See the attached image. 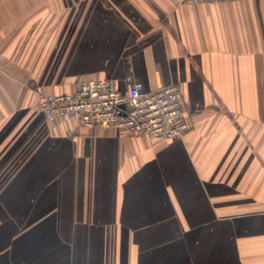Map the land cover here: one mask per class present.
Instances as JSON below:
<instances>
[{
	"label": "crops",
	"instance_id": "0c3cea01",
	"mask_svg": "<svg viewBox=\"0 0 264 264\" xmlns=\"http://www.w3.org/2000/svg\"><path fill=\"white\" fill-rule=\"evenodd\" d=\"M89 1L0 0V178L21 180L0 209L41 212L0 259L264 264V0H95L90 23ZM103 78L177 84L189 130L50 121L27 86Z\"/></svg>",
	"mask_w": 264,
	"mask_h": 264
},
{
	"label": "built area",
	"instance_id": "2783aa9c",
	"mask_svg": "<svg viewBox=\"0 0 264 264\" xmlns=\"http://www.w3.org/2000/svg\"><path fill=\"white\" fill-rule=\"evenodd\" d=\"M218 3L239 0H187ZM38 108L47 120L72 119L86 128L124 129L132 136L182 138L189 130L186 103L180 87L171 83L147 90L131 81L122 91L113 81L83 79L72 92L49 93L33 86Z\"/></svg>",
	"mask_w": 264,
	"mask_h": 264
},
{
	"label": "rangeland",
	"instance_id": "374dc122",
	"mask_svg": "<svg viewBox=\"0 0 264 264\" xmlns=\"http://www.w3.org/2000/svg\"><path fill=\"white\" fill-rule=\"evenodd\" d=\"M91 1V2H90ZM89 1V9H88V14L89 18L88 21L89 23L91 22L92 17L95 14L96 10V3L95 0H90ZM106 3V2H105ZM106 5V4H105ZM30 54V52H29ZM26 54V55H29ZM27 86L31 89L33 85L30 81L27 83ZM8 166H11V164H0V174L5 173V169H7ZM15 165H12V170L5 175L4 178H0V189L1 186L5 184V182L8 184H12V187L9 188V191H13L15 189V184L17 182H21V180H15ZM12 175V176H11ZM12 197L11 195L3 194L0 195V206L3 208L2 204L6 203V201L12 202ZM14 202V201H13ZM21 212H16L15 210L10 211L6 209H0V250L3 249L4 251H8L9 253L14 250L15 248L19 247L21 245H25L28 247L26 242H22V235H27L31 234L28 233L26 229L22 227V220H31L33 218L39 219L41 216L39 213L41 212H24V215L22 216L19 214ZM18 218V219H17ZM18 220V221H17ZM45 229V228H43ZM47 229V228H46ZM19 236V237H18ZM7 247V248H6ZM29 248V247H28ZM1 262L5 261L0 259ZM15 261L14 259L6 260L4 263L6 264L7 262H12Z\"/></svg>",
	"mask_w": 264,
	"mask_h": 264
}]
</instances>
